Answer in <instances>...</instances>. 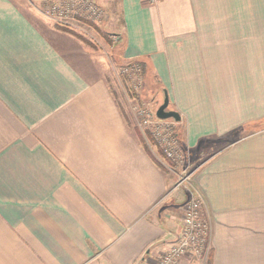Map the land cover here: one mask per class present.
I'll return each mask as SVG.
<instances>
[{
  "label": "crops",
  "instance_id": "obj_1",
  "mask_svg": "<svg viewBox=\"0 0 264 264\" xmlns=\"http://www.w3.org/2000/svg\"><path fill=\"white\" fill-rule=\"evenodd\" d=\"M118 4L119 56L168 91L195 168L177 186L106 63L82 73L21 3L0 0V264H156L192 197L213 264H264V0Z\"/></svg>",
  "mask_w": 264,
  "mask_h": 264
},
{
  "label": "rangeland",
  "instance_id": "obj_2",
  "mask_svg": "<svg viewBox=\"0 0 264 264\" xmlns=\"http://www.w3.org/2000/svg\"><path fill=\"white\" fill-rule=\"evenodd\" d=\"M15 1L22 4V9L28 13L36 25L42 29L56 48H58L68 60L76 65L82 73L87 75L91 64L95 65V62L98 60L106 63V77L116 95L119 97L123 107L126 109V112L132 117V123L141 131L144 144L152 151L161 166L166 169L170 166L181 170L185 178L184 182L187 181L186 177L192 169L195 168L191 160V158H193L192 154L184 150L181 141L178 139L181 146L180 153L183 155L184 161L176 162L172 160L163 152L162 147L154 138L153 140L148 137V123H145V121L142 122L140 115L137 113L138 111L135 110V107L139 106V108H146L149 112L155 113L157 108L164 101L165 89H162L161 86L159 87L158 84L153 87L149 86V83L153 84L156 81L155 76L150 73V71H148L149 74L147 73L148 78L141 72V83L138 88H134L133 86V84L138 81L136 79L137 76H131L129 71L127 74L123 73V67L128 65L127 62L119 56L121 53L120 36L112 33V31L116 30L112 24L116 21L118 16L111 14V6L109 4L111 0H93V2L103 10V14H97L98 16L93 15L89 17L90 19L81 17L83 12V9H81L80 11L82 12H79L77 16L82 20V24H86L80 26L78 23H71L73 21L68 22L59 16H55V14H48L45 10L47 6L38 10L26 3L25 0ZM113 1L116 0H112V2ZM83 13L87 15V13ZM111 16L112 18H110ZM144 90H147L146 99L141 95ZM133 94H138L139 97L141 96L140 99L139 97H134ZM141 100L143 101L142 104H140ZM169 109H172L171 104H169ZM167 121H169V124H173L172 128L175 132L179 130L175 123H170L174 122V120L168 119ZM202 218L205 217L202 215Z\"/></svg>",
  "mask_w": 264,
  "mask_h": 264
},
{
  "label": "built area",
  "instance_id": "obj_3",
  "mask_svg": "<svg viewBox=\"0 0 264 264\" xmlns=\"http://www.w3.org/2000/svg\"><path fill=\"white\" fill-rule=\"evenodd\" d=\"M150 3L156 4L159 0H149ZM45 7L48 14H55L71 23L82 22L77 14L81 9V17L90 19L93 15L103 14L102 9L96 5L93 0H63L53 2ZM100 16V15H99ZM137 63H131L123 67V73L131 76H137V83L133 84L134 88H138L141 83V70ZM131 71V72H130ZM135 110L140 115L142 122L148 123V129L153 138L160 144L163 152H165L172 160L183 162L180 141L176 135L172 125L168 119H159L155 113L149 112L146 108L139 106ZM174 123V122H170ZM184 179L178 182L177 186L183 184ZM210 249V224L202 218V203L194 197L188 199L183 206L182 229L175 242L168 246L158 258L156 264H177L184 256L192 255L195 257H206Z\"/></svg>",
  "mask_w": 264,
  "mask_h": 264
},
{
  "label": "trees",
  "instance_id": "obj_4",
  "mask_svg": "<svg viewBox=\"0 0 264 264\" xmlns=\"http://www.w3.org/2000/svg\"><path fill=\"white\" fill-rule=\"evenodd\" d=\"M119 0H116V1H113L112 2V0L110 1V10H111V14L112 15H117V16H119L120 15V11H119ZM67 29V28H66ZM136 63L137 62V64L140 66V70H141V72L145 75V77L146 78H148L147 77V73L149 74V72H148V69H147V63L144 61V60H142V59H136L135 61H133V63ZM132 62H127V65H129V64H131ZM156 84H158V83H156ZM156 84L155 83H153V84H151V83H149V86L150 87H153V86H156ZM159 85V84H158ZM160 87V86H159ZM134 95V94H133ZM142 97H144V99H146L147 98V90H144L143 92H142ZM134 97H136V98H138L139 97V95L138 94H136V95H134ZM141 97V96H140ZM140 97H139V99H140ZM146 101V100H145ZM143 103V101L141 100V102H140V104H142ZM173 120V119H172ZM180 134H181V129H179L177 132H176V135L178 136V139L181 141V139H180ZM148 137L149 138H151V139H153V136H152V134H151V132L150 131H148ZM154 140V139H153ZM206 264H213V249L210 247V249H209V251H208V254H207V256H206Z\"/></svg>",
  "mask_w": 264,
  "mask_h": 264
},
{
  "label": "water",
  "instance_id": "obj_5",
  "mask_svg": "<svg viewBox=\"0 0 264 264\" xmlns=\"http://www.w3.org/2000/svg\"><path fill=\"white\" fill-rule=\"evenodd\" d=\"M170 97L168 91L165 90V97L162 104L156 110V116L159 119H173L176 122L181 121V114L175 109H169Z\"/></svg>",
  "mask_w": 264,
  "mask_h": 264
}]
</instances>
